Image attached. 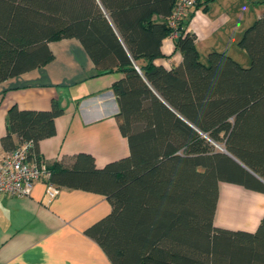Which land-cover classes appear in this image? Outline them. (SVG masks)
I'll list each match as a JSON object with an SVG mask.
<instances>
[{
  "label": "trees",
  "instance_id": "trees-1",
  "mask_svg": "<svg viewBox=\"0 0 264 264\" xmlns=\"http://www.w3.org/2000/svg\"><path fill=\"white\" fill-rule=\"evenodd\" d=\"M173 6L174 0H0V82L51 62L49 43L68 38L81 43L99 75L121 73L111 90L128 155L102 167L87 152L68 164L46 163L57 188L109 202V213L84 234L112 264H264V215L251 231L214 222L221 182L264 193V14L238 41L248 65L217 50L202 62L183 18L174 38L182 59L166 68L154 60L165 57ZM63 111L56 98L47 110L11 106L3 148L32 141L28 159L40 162L39 142L55 135Z\"/></svg>",
  "mask_w": 264,
  "mask_h": 264
},
{
  "label": "crops",
  "instance_id": "crops-1",
  "mask_svg": "<svg viewBox=\"0 0 264 264\" xmlns=\"http://www.w3.org/2000/svg\"><path fill=\"white\" fill-rule=\"evenodd\" d=\"M200 9L203 7L191 9L184 17L187 31L196 35L200 60L205 62L207 54L217 50L248 65L238 41L253 20L231 29L232 24L227 27L229 21L207 16ZM232 44L238 50L232 49ZM49 47L54 54L51 62L0 82V154L8 152L1 138L7 132L9 108L16 105L20 109L47 110L56 98L64 111L55 118V135L39 142L41 161L64 160L68 164L72 155L87 152L93 155L97 167H102L128 155L127 139L117 126L118 105L111 90L121 73L99 75L77 39L52 41ZM161 50L165 57L154 60L156 64L170 68L182 59L174 39L168 36ZM110 209L104 195L80 189L61 188L49 201L42 181L35 182L24 197L0 194V264H112L101 247L84 234ZM214 222L226 227L216 220V214Z\"/></svg>",
  "mask_w": 264,
  "mask_h": 264
},
{
  "label": "rangeland",
  "instance_id": "rangeland-1",
  "mask_svg": "<svg viewBox=\"0 0 264 264\" xmlns=\"http://www.w3.org/2000/svg\"><path fill=\"white\" fill-rule=\"evenodd\" d=\"M207 16L215 15L223 21H229L227 27L232 24L231 29L237 24H245L264 14V0H216L206 9H200ZM236 20V24H235ZM226 28V27H225ZM232 49L238 50L235 44ZM201 58H203V51ZM246 55V54H245ZM247 58V56H245ZM245 62V61H244ZM246 66V63H244ZM220 150L221 145H216ZM218 198V211L216 220L227 228L243 229L255 228L264 214V193L246 189L240 185L221 182ZM247 230V229H246Z\"/></svg>",
  "mask_w": 264,
  "mask_h": 264
},
{
  "label": "built area",
  "instance_id": "built-area-1",
  "mask_svg": "<svg viewBox=\"0 0 264 264\" xmlns=\"http://www.w3.org/2000/svg\"><path fill=\"white\" fill-rule=\"evenodd\" d=\"M204 0H174L172 12L167 18L168 25L173 29L168 35L174 39L177 36V26L198 2ZM34 144L24 141L14 150L0 154V194L24 197L30 194L35 182L45 184L46 194L50 200L55 198L59 188L49 182L50 172L44 161H30Z\"/></svg>",
  "mask_w": 264,
  "mask_h": 264
},
{
  "label": "water",
  "instance_id": "water-1",
  "mask_svg": "<svg viewBox=\"0 0 264 264\" xmlns=\"http://www.w3.org/2000/svg\"><path fill=\"white\" fill-rule=\"evenodd\" d=\"M220 150L224 153H226L227 155H229L232 159H234L236 162H238L241 166H243L244 168H246L240 161H238L234 156H232L230 153H228L224 148H220ZM247 169V168H246ZM248 170V169H247ZM251 172V171H250Z\"/></svg>",
  "mask_w": 264,
  "mask_h": 264
}]
</instances>
